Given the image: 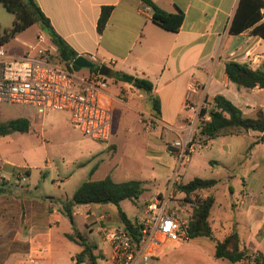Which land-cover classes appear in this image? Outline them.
I'll return each mask as SVG.
<instances>
[{"label": "crops", "instance_id": "0c3cea01", "mask_svg": "<svg viewBox=\"0 0 264 264\" xmlns=\"http://www.w3.org/2000/svg\"><path fill=\"white\" fill-rule=\"evenodd\" d=\"M152 1L167 13L183 11V21L177 32L164 30L155 24L151 9L140 0H35L54 31L78 56L91 59L99 68L106 66L110 74L122 71L151 81L152 95L159 100L160 113L158 116L153 114L148 98L146 109L163 125L181 122L187 103H205L210 107L216 95L230 100L247 117H254L259 108L264 110L263 89L239 87L229 81L225 73L227 61L246 64L251 69H264V39L251 32L255 25L237 34L228 31L239 0ZM104 6H112L113 9L103 32L98 33L97 21ZM260 12L264 14V7ZM8 29L10 27L0 26V32ZM39 32L43 31L40 29ZM46 38V42L52 44L48 34ZM192 82H198L200 89L189 91L188 85ZM106 100L107 94L103 93L101 103L111 106L106 104ZM60 115L41 117L39 121L45 127L56 122ZM28 119L31 122L38 120ZM4 167V163H0V173L9 174L12 168L28 170L12 164L7 170ZM251 168L255 180H264V168L260 163L252 164ZM9 184L0 183V218L5 221L8 209L2 203L7 201L6 195H12V205L24 208L26 224L12 229L5 223L1 224L0 248L10 245L26 250L21 256L9 254L5 258L0 254V264H29L31 258L38 264H78L74 259L82 247L65 237V234H72V228L58 229L63 216L59 211L63 202L43 204L34 197L19 198V193L14 192ZM244 194L249 195L247 191ZM214 198L209 216L214 237L222 240L231 231H236L241 245L249 254L263 253L264 203L259 208L237 207L231 213ZM242 201L247 203L246 199ZM77 206L73 207V216ZM17 208L12 209L13 215L19 212ZM128 218L134 224L135 219ZM118 225H122L120 219ZM103 243L106 248L102 249L94 243L97 246L95 252L101 254L97 264L99 260L102 264H113L110 247ZM154 257L155 264H248L247 259L233 263L225 258H216L215 242L205 237H195L185 243L166 242L154 249Z\"/></svg>", "mask_w": 264, "mask_h": 264}, {"label": "rangeland", "instance_id": "374dc122", "mask_svg": "<svg viewBox=\"0 0 264 264\" xmlns=\"http://www.w3.org/2000/svg\"><path fill=\"white\" fill-rule=\"evenodd\" d=\"M13 20V14L0 3V26L9 28ZM39 30L38 25H33L5 43L8 56L24 55L30 46L36 44L38 34L47 40V33ZM73 71L81 76L93 74L87 68H74ZM106 78L109 82L108 89L105 90L106 104H111L109 109L112 116V132L107 142L95 141L85 136L70 123L64 113H60L62 115L56 122L43 127L39 121L41 117H38L34 107L0 103V124L16 117L38 118L36 122L28 119L31 126L27 132L14 131L0 136V163H4L5 170L12 164L19 168L26 167L29 171L26 180L18 170L11 169L9 174L1 172L0 183H10L11 189L19 193V198L34 197L41 203L48 204L49 201L70 200L76 188L87 180L106 177H110L115 183L138 180L141 182L142 193L137 199L120 202V208L132 219L141 215L142 207L153 195V191H162L166 185V178L173 164V158L167 151L170 142L177 137L174 128L180 122L170 126L159 123L146 109L148 97L141 91L116 81L110 71ZM53 114L56 113H49L46 117ZM259 135L257 132L244 130L235 134L218 135L206 140L208 148L194 151L185 166L182 183L194 178H215L218 183L210 192L202 190L190 195L188 203L192 209L196 200L211 194L231 213L237 207L259 208L264 203V180H255L251 168L254 163H260L264 168V136ZM201 137L204 138L199 132L198 139ZM244 191L249 195L246 196ZM5 199L7 201L2 206L8 211L4 222L0 218V225L5 223L9 229L24 226L26 221L22 205L14 207L11 203L12 195H6ZM243 199H246V204ZM13 208H17L19 212L13 215ZM59 211L63 216L58 229H68L71 223L63 208ZM102 223L108 227L119 224L115 205L77 206L74 214L75 228L87 241L95 243L101 249L106 248L101 237V228L104 227ZM25 250L21 246L5 245L0 248V254L5 258L9 254L21 256ZM25 259L28 260V256ZM98 264H102V261L99 260Z\"/></svg>", "mask_w": 264, "mask_h": 264}, {"label": "built area", "instance_id": "2783aa9c", "mask_svg": "<svg viewBox=\"0 0 264 264\" xmlns=\"http://www.w3.org/2000/svg\"><path fill=\"white\" fill-rule=\"evenodd\" d=\"M28 49L20 57H11L0 41V103L30 105L43 118L49 113H64L85 136L107 142L112 132V116L110 106L100 101L109 86L106 76L98 72L78 75L73 71V62L68 66L59 62L56 48L41 34ZM200 87L198 82L188 85L191 92ZM185 108L181 122L174 128L177 137L169 144L174 163L166 185L144 203L141 215L135 218L139 240L135 241L123 225L101 228V237L110 247L113 264H155V248L166 242L185 243L191 239L193 209L184 202L186 195L179 190V185L191 155L207 147V138L199 140L198 134L202 121L207 119L202 109L209 107L205 103H187ZM254 260L252 254L247 262L253 264ZM29 264L38 262L31 258Z\"/></svg>", "mask_w": 264, "mask_h": 264}, {"label": "trees", "instance_id": "16d2710c", "mask_svg": "<svg viewBox=\"0 0 264 264\" xmlns=\"http://www.w3.org/2000/svg\"><path fill=\"white\" fill-rule=\"evenodd\" d=\"M151 9L152 21L162 29L177 32L183 21V11L167 13L159 8L152 0H140ZM0 3L7 11L13 14L14 21L8 30L0 32V41L5 44L17 33L25 29L38 25L46 32L51 43L57 50L59 62L68 66L78 56L77 53L54 31L49 19L44 15L35 0H0ZM264 7L262 0H239L235 14L229 25V33L237 34L246 29L252 28L251 32L264 39V14L260 10ZM113 7L104 6L97 21V31L102 33L111 15ZM75 69H79L74 66ZM99 66L95 65L90 69L97 73ZM225 73L229 81L239 87L259 88L264 90V69H251L246 64L236 61L225 63ZM116 81L130 85L133 89L145 93L148 97L151 110L155 116L160 113L159 100L152 95L153 84L146 78L137 77L122 71H113L111 74ZM212 105L207 109H202V115L207 114V119L202 121L200 134L207 139L224 134H235L240 130L257 131L264 136V110H256L254 117L243 115L241 109L235 106L230 100L222 95H216ZM30 121L26 118H12L0 124V136L8 135L14 131L27 132L30 129ZM25 177H28V170H20ZM218 180L194 178L179 185V190L184 192L185 202H190L189 197L196 191L210 190L215 187ZM142 193L141 182L138 180L115 183L110 177L101 180H87L81 183L74 191L70 200L62 203L65 215L68 217L72 234H65L70 241L78 243L82 250L75 256V262L80 264H97L101 258L100 253H96L97 246L91 244L78 232L74 226L73 207L88 204H113L117 207L118 217L122 225L132 234L135 241L139 240L138 227L135 226L127 215L121 210L120 202L124 200L137 199ZM215 202L213 195L196 200L190 217V238L205 237L215 242V257L225 258L233 263L243 259H248L252 254L241 245L236 231H231L222 240L214 237L212 227L209 222L210 211ZM253 264H264V252L254 253Z\"/></svg>", "mask_w": 264, "mask_h": 264}, {"label": "water", "instance_id": "95a60500", "mask_svg": "<svg viewBox=\"0 0 264 264\" xmlns=\"http://www.w3.org/2000/svg\"><path fill=\"white\" fill-rule=\"evenodd\" d=\"M73 65L76 66L77 68H87V69H92L94 68V63L88 60L86 57L80 55L73 60ZM98 73L102 76H108V69L106 66H101L98 70Z\"/></svg>", "mask_w": 264, "mask_h": 264}]
</instances>
